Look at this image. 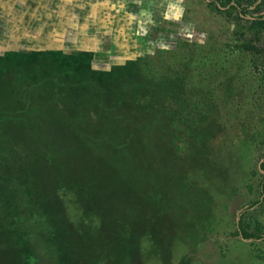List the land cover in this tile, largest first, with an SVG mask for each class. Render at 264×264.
<instances>
[{"label":"rangeland","instance_id":"rangeland-1","mask_svg":"<svg viewBox=\"0 0 264 264\" xmlns=\"http://www.w3.org/2000/svg\"><path fill=\"white\" fill-rule=\"evenodd\" d=\"M251 4L0 0V55L61 51L75 84L84 67L105 72L87 68L96 110L77 106L80 116L73 128L69 123L65 145L45 150L48 161L60 164L55 178L30 168L39 117L32 127L21 119L17 127L2 124L0 145L6 138L24 140V159L5 144L0 162L20 183L29 218L20 215L21 242L0 229V264H264V18L254 17L264 13V0ZM246 5L253 16L241 13ZM164 108L173 114L170 124ZM77 121L89 122L91 134L93 128L106 136L109 126L117 132L116 147L103 138H81ZM158 132L160 140L151 137ZM113 151L131 156L133 167L148 165L150 188L129 179L113 187L131 208L137 200L150 205L140 208L139 225L130 211L112 215V201L99 196L102 185L91 179L92 168L88 179L75 170L85 161L82 154L90 159ZM142 190L144 199L135 194ZM167 203L173 204L168 215ZM111 219H120L114 232L107 228ZM240 223L256 236L244 238Z\"/></svg>","mask_w":264,"mask_h":264},{"label":"trees","instance_id":"trees-1","mask_svg":"<svg viewBox=\"0 0 264 264\" xmlns=\"http://www.w3.org/2000/svg\"><path fill=\"white\" fill-rule=\"evenodd\" d=\"M210 1L226 8L232 5L235 0ZM260 1L261 0H252L251 5ZM251 5L243 6L241 13L246 16H253L250 12ZM254 17L259 19L264 18V13ZM57 53H61L62 56H57ZM63 55L67 54L54 50H19L17 52H8L6 55H0V129L3 123H7L8 125L12 124V127H17L20 119L22 122L29 123V125L32 121V127V125H35L37 117H39L40 135L36 143L38 147H35L32 150L34 163H32V166L30 165V168L36 165L38 168H41V174L42 172L46 175L52 174L54 178L56 175L55 172H57L55 165L59 166L60 164H54L51 160L48 161L45 156V150L47 146L56 149V145H65L66 140H68L70 135V124L73 128L74 119L79 118L80 116L79 111L75 112L77 106H82L84 110H96L94 107H97V105L90 100V97L87 94L91 92L87 84L88 80L86 79L87 68L89 72L94 74H105V72L94 70L92 66H88L87 68L84 67L82 68V74L77 76L79 80L78 83L75 84V78L69 69V67L71 68L69 56ZM108 71L107 76L110 77L111 72L110 70ZM110 84L114 87L119 85V83L116 82ZM173 95L174 94L166 93V97H172ZM72 98L76 99L74 104H72ZM101 101L103 100L101 99ZM67 110L69 111V114H67ZM178 112L182 115V118L188 113L180 109ZM164 114L169 117L166 124H170L174 120L173 114L169 111L166 112L165 108ZM15 117H19L17 123L13 121ZM98 118L99 120L103 119L102 116H99ZM77 125L80 126L78 134L81 138L88 139L89 136L94 137V139L103 138L104 141L107 142L106 145L108 147L111 149L116 147L114 137L117 132H113L109 126L104 125L105 128L103 127L105 131L107 130L105 136L102 132L94 133L93 128L91 134V125L89 122L82 124L81 121H77ZM55 128L61 131L58 139L54 138L56 135ZM29 129L30 132L31 128ZM9 133L10 131L6 130V132H3L2 134L3 136H6ZM151 137H157V140H160V133H153ZM27 138L29 141H34L31 137ZM22 141L24 142V140H21L20 138H6L4 141H1L4 145H0V148L2 149L5 147V144L8 147V150L15 148L21 153L17 155L18 159L22 160L24 159L23 157L27 156L21 152ZM38 141L40 145L38 144ZM1 152L3 153L2 150ZM113 152L115 153L114 155L95 156L90 159L82 154V161H84V159L85 161L79 166H76L75 170L80 174L82 179H88V174L90 173L89 168H92L94 170V177L91 179L100 182L102 185V187H100L99 196L108 195L112 201L111 207L109 208L112 215L118 216L120 211H122L121 209H124L126 212L130 211L134 224L136 222L137 225H139L140 208H146L148 206L150 210V205L146 204V201L141 202L137 200V203L134 202L135 204L132 205L131 208V206L125 205L123 197L119 194L116 196L113 187L120 184V180L123 179L124 181H128L129 179L132 186L136 184L150 188L152 179L146 169L148 165L141 168L133 167V161L130 160L132 159L131 156H123L122 152ZM168 156L171 164H174L175 159H172L171 154H168ZM64 158L65 156L61 158V161L64 160ZM95 158L98 162L95 161ZM24 162H26V160ZM150 164H154L156 170V163L151 162ZM110 166L115 167L117 172L113 173ZM262 167L264 169V163L262 164ZM25 168H27L26 164ZM168 176V178L172 179L170 173ZM52 182L54 184L56 183L55 180ZM0 185H3L0 186V201L3 202L2 208L4 210V214L1 218L2 221H0V229L5 230L8 237H14L12 239L21 242L25 234L22 230V219L20 218V215H24L25 222H28L29 216L25 210V205L21 202V200L24 199V196L19 186L20 183L14 181L10 173L5 172V165H2L1 162ZM105 189L109 190L108 194ZM146 192L147 190H142L139 194L136 192L135 194L144 199L147 197ZM112 198H115V200L113 201ZM141 203H143V205ZM170 205L171 207L169 206V203H167L165 206L166 215H168L169 211L173 210V204L170 203ZM118 224H120V219H117L116 221L111 219L110 225L107 226V228H111L114 232L118 229ZM239 227L244 238L256 236L254 233L248 232L241 223L239 224ZM125 246L127 247V244H125ZM138 249L137 245V250ZM23 256L27 258L29 256L28 252H24Z\"/></svg>","mask_w":264,"mask_h":264}]
</instances>
